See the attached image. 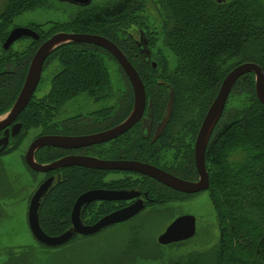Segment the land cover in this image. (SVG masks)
<instances>
[{"label": "trees", "instance_id": "obj_1", "mask_svg": "<svg viewBox=\"0 0 264 264\" xmlns=\"http://www.w3.org/2000/svg\"><path fill=\"white\" fill-rule=\"evenodd\" d=\"M155 1L164 12L165 44L176 57L173 72L178 74L177 89L191 107L198 102L205 111L225 75L238 63L253 60L264 70V0ZM130 4L134 0L84 8L71 22L56 24L50 31L101 33L124 51L115 34L117 22L105 23L120 18ZM38 7H47V0H6L0 11V44L16 15ZM107 55L108 51L91 43L71 42L58 47L51 58L58 57L61 68L46 96L27 104L25 118L51 119L62 103L79 95L104 99L109 81ZM2 82L6 85L4 79ZM20 85L21 81L12 93L10 85L0 91V112L17 96ZM233 88L244 96L242 108L224 107L205 152L210 181L207 190L217 216L218 241L185 261L166 264H264V106L256 98L251 74L242 75ZM90 128L96 126L65 127L68 133ZM90 171L94 178L96 170ZM71 173L65 172L64 183H81V178L70 179ZM49 196L44 199L40 221L46 231H60L68 224V220L60 222L69 210L67 198Z\"/></svg>", "mask_w": 264, "mask_h": 264}, {"label": "flooded vegetation", "instance_id": "obj_2", "mask_svg": "<svg viewBox=\"0 0 264 264\" xmlns=\"http://www.w3.org/2000/svg\"><path fill=\"white\" fill-rule=\"evenodd\" d=\"M90 4L91 2L85 6L79 5L80 6L79 12L83 11L84 8H88V7L92 8V6H89ZM142 5L143 6L146 5L145 1L142 2ZM161 10L158 9L159 13L157 12L156 15L153 17L151 13L149 14L144 13L145 12L144 10H141L138 15H132L129 12V10L122 13L121 15L122 18L119 19V22L116 23V25L118 26L117 27L118 30L115 31V34L116 36L117 33L120 34V36H117V38L118 40L121 41V47L124 49V51L118 46V44L114 40L101 33L76 32L74 30L73 31L58 30V31H66V32H76V33L99 34L113 41L121 49V51L125 54L129 62L137 70L139 77L144 85L145 104L139 118L121 134H118L112 138L104 140L103 142L94 143L85 146L73 147V148L44 145L35 151L34 156L36 161L40 163H46L67 155L92 156V157L94 156L105 160H136L162 168L163 170L171 174H174L180 178H184L187 180H196L198 178L197 170L194 163V143L201 121L207 109L205 111H204L205 108H200L197 111L191 110V105L188 103V101L186 102V96L182 98L181 94L177 89V87L179 88V84L178 81L175 79V77H177L178 74H175V72L173 71L172 73L167 71L171 69L168 66V62L166 61L167 59L165 57L166 55L162 52L161 49H156V50L153 49L156 38L160 34L161 35L163 34L162 35L163 43L165 46H167L164 40V31L166 28L163 21L164 14H162L161 16ZM71 19L68 20L67 22L69 21L71 22L72 21ZM158 25H160L159 30H157ZM23 26L30 27L33 30H35L39 34V37L38 39H34L30 36H22L20 38L15 39L9 45L8 48L3 47L2 44L4 40L1 42L0 48L2 53L0 55V91L2 89H7L8 85H10L12 86L10 93H12L14 89H16L20 81H21L20 86H22V83L24 81L29 66L30 59L33 53L35 52V50L50 35H52L55 32H58V31L55 32L53 31L49 35L43 36L42 34H40V32L37 29L33 28L32 25H23ZM14 27L16 26H12L9 29L8 33ZM132 28L135 30H132ZM134 33L138 35V38ZM21 39H28L29 42L32 43L30 46L27 45L24 49H22V53L19 56L4 57L3 54L8 53L11 50L10 48L13 46V44L16 43L17 41H20ZM142 41L146 42V45L149 50V54L146 57L145 55L143 56V54L140 51L141 47L138 45V43ZM34 43L36 44L34 45ZM73 43H85V42H73ZM167 47L169 48V46ZM55 50H53L44 60L39 81L42 79L44 69L49 64V61L51 60V55ZM106 57L117 63L118 71L121 72L122 76L124 77V79H122V77L119 76V80H121L122 83L124 80L126 84V86L123 88V91L115 101L99 109H93L92 104L88 103L84 111L72 114L70 116L61 119H57V115L60 111V108L68 100H66L64 103H62L59 106V108L55 112V115L51 117V119L44 118L40 120H34L32 118H29L27 120L24 116L25 115L24 112L25 107H24L22 109L23 112L21 111L22 113L20 112V114H17V116L12 121H10L4 128L0 129V139L3 138L4 136L7 137L6 140L7 142L5 144H0V156L11 153L15 148H17L21 144L23 139L27 136L28 131L31 128L38 129V134L29 142L25 152L22 154V161L24 165L27 167V169L29 168V170L33 174H42V177L40 178V180H38L36 185L32 187L26 201L27 202L26 226L32 237L33 243L31 244V240L21 243L20 246L22 247V249L20 253L26 252L27 254L28 251H35L36 249L44 250L47 247L61 248V246L66 245L76 236H81V237L90 236V235L76 234L72 239L61 245L47 246L37 241L35 237L32 235L28 226V218H27L28 205L32 194L34 193L38 185L43 180L46 179V177L55 175L58 177L59 180L58 184L53 186V188L49 191L48 193V195H50L49 197L54 196L57 199H61V200L62 199L65 200L67 198V204L69 205L68 212L65 213L63 217L60 218V222L65 221L66 223V221L68 220V224L60 231L57 229V231L55 232H52L51 230H49L48 232L44 229L40 221V211L45 201L43 200L39 209L38 220L41 228L50 235L60 234L70 225L71 211L76 199L80 194L92 189L104 190L105 192L104 197L106 198L93 199L88 204H86V206L83 208L81 212V217L85 224H93L106 214H109L115 210L128 206L136 201H140V200L144 201L143 208L139 210L137 213H135L134 215L130 216L125 220H121L111 225H108L105 228L130 221L131 219L138 216L146 208H152L155 205L162 206L163 204L170 202L182 201L183 199H186L188 196L195 194V193L191 194V193H185L179 190H175L159 182L158 180L150 177L149 175L133 170L120 169V168L100 169V168H92L81 165H70V166L60 167L57 169L48 170L46 172H39L32 169L25 161V154L30 143L38 136L91 134V133L111 129L127 117L133 106V91L130 81L125 71L119 65L116 58L111 53ZM252 62H256V61L252 60ZM256 63L259 64L258 62ZM142 69H144V71ZM248 73L252 75L254 81V74L252 72H248ZM263 74H264V70H263ZM2 79L5 80L6 85L2 84L3 83ZM171 87L174 92L173 105L171 111L169 112V117L165 125L163 126L160 134L156 135V131L159 124L165 118V108ZM106 91H109V89L106 88ZM34 94L35 91H33V94L31 95L32 99H34ZM5 96L7 95L5 94ZM83 96L84 99H89L92 102L100 101V100H93L92 98L87 97L85 95ZM110 98H113L112 94H107V96L104 99H110ZM14 100H15V95L13 96V99H11L8 108L0 112V116L5 115V113L11 107ZM30 123L34 125L30 126ZM217 124L215 125L211 136L213 135L215 129L217 128ZM92 125H95L96 128H90L85 132L80 131V132L68 133L66 132L65 129V127H73V126L87 127ZM46 149H53V150L49 152V150ZM44 157L46 158L44 159ZM90 170H96L97 174L94 178H93L94 173L91 172ZM66 171L72 172L69 176V178L72 180L74 178L77 179L81 178L82 179L81 183H70V184L64 183L65 179L63 180V176ZM78 171H81L82 173H79ZM45 173L47 174L45 175ZM77 174L80 176H77ZM4 190L6 189L0 185V193H4L5 192ZM112 192H119L118 195L121 197L114 196ZM48 195H46L45 199L47 198ZM68 205L65 211H67ZM8 208L10 207L0 206V223L4 220V215L5 213L8 212Z\"/></svg>", "mask_w": 264, "mask_h": 264}, {"label": "rangeland", "instance_id": "obj_3", "mask_svg": "<svg viewBox=\"0 0 264 264\" xmlns=\"http://www.w3.org/2000/svg\"><path fill=\"white\" fill-rule=\"evenodd\" d=\"M119 1L121 0H92L89 6L96 8L119 3ZM143 1L146 4L144 6L142 5ZM5 3L6 0H0V11L4 8ZM159 7L155 0H134V4H130L127 9L132 15H138L141 10H144V13H151L153 17L158 9H162ZM79 8V5L67 1L47 0V7L26 10L16 15L9 28L32 25L40 34L47 36L55 30L50 31V28L56 24L67 23L79 12ZM162 14L164 12L161 10V16ZM119 17L114 22L108 20L105 24L109 26L110 23L119 22L122 16ZM159 29L160 25L157 27V30ZM132 30L135 29L132 28ZM134 34L138 38V35ZM162 35L160 34L156 38L153 49H161L166 55V61L171 69L167 71L172 73L176 67V57L164 45ZM117 36L120 34L117 33ZM31 43L28 39H21L14 43L11 50L4 53L3 56L17 57L22 53V49L27 45L30 46ZM1 53L0 48V55ZM60 63L58 57L51 58L35 89L34 99L46 96L50 90L53 76L61 68ZM105 63L109 68V81L106 85L109 91L106 92L112 94L113 98L92 102L89 99H84L83 95H79L65 102L60 108L57 119L84 111L88 103L92 104L93 109H99L119 97L126 86L124 80L123 83L119 80V76L122 79L124 77L118 71L116 62L106 57ZM243 103L244 96L236 94L235 88H233L225 109L232 106L240 109ZM193 105L191 110L200 109L198 102ZM37 134L38 129L31 128L17 148L11 153L0 156V185L6 189L4 193H0V206L10 207L4 215V220L0 223V264L6 261L9 262H6L8 264H166L176 260L185 261L190 255H195L217 243L219 227L216 212L211 204L208 190H202L182 201L146 208L130 221L107 227L94 235L76 236L61 248L47 247L44 250L40 249L42 251L36 249L28 251L27 254L26 252L20 253L21 243L28 240H31V244L33 243L26 226V201L32 187L42 177V174H33L27 169L22 161V154ZM184 214L193 215L195 218L194 235L186 240L170 244L158 243L157 236L165 227L175 217Z\"/></svg>", "mask_w": 264, "mask_h": 264}, {"label": "water", "instance_id": "obj_4", "mask_svg": "<svg viewBox=\"0 0 264 264\" xmlns=\"http://www.w3.org/2000/svg\"><path fill=\"white\" fill-rule=\"evenodd\" d=\"M61 1H67L82 6L88 5L91 2V0ZM22 36H30L34 39H38L39 34L30 27L16 26L12 28L5 37L2 44L3 47L8 48L15 39ZM71 42H85L96 44L106 49L116 58L130 81L133 91V106L130 113L124 120L108 130L85 135L38 136L30 143L25 154V161L35 171L46 172L48 170L70 165H81L100 169L120 168L138 171L140 173L149 175L150 177L175 190H179L185 193H196L202 190H206L209 187V174L205 164L206 147L212 131L223 112L227 97L234 83L241 75L248 72H252L254 74L255 94L257 99L264 106V74L261 66L252 61L238 63L225 75V77L221 81L218 91L209 104L198 129L194 143V163L198 174V178L196 180H187L184 178H180L163 170L162 168L136 160H105L94 156L67 155L50 162L40 163L36 161L34 153L41 146L50 145L73 148L103 142L104 140L121 134L139 118L145 104L144 85L136 69L129 62L121 49L113 41L99 34L58 31L45 39L33 53L24 81L17 96L15 97V100L13 101L11 107L7 110L5 115L0 116V129L4 128L10 121H12L29 102L31 95L33 94V91L35 90L39 82L43 63L46 57L57 47ZM138 45L141 47V53L146 57L149 54L146 42L142 41L138 43ZM173 100L174 92L171 87L165 108V118L159 124L156 135L160 134L169 117V112L171 111ZM6 140L7 137L4 136L0 139V144H5L7 142ZM58 182V177L55 175L49 176L45 180H43L32 194L28 205L27 218L29 229L37 241L47 246L61 245L72 239L76 234H96L108 225L129 218L130 216L141 210L144 206L143 200L136 201L128 206L102 216L93 224H85L82 220L81 212L86 204H88L93 199L106 198L104 197V190L92 189L80 194L76 199L71 211L70 225L60 234L50 235L41 228L38 220V213L46 195H48L49 191L53 188V186L58 184ZM112 193L114 194V196L121 197L118 195L119 192ZM194 233V216L190 214H184L174 218L157 236V241L160 244H170L173 242L186 240L192 237Z\"/></svg>", "mask_w": 264, "mask_h": 264}, {"label": "bare ground", "instance_id": "obj_5", "mask_svg": "<svg viewBox=\"0 0 264 264\" xmlns=\"http://www.w3.org/2000/svg\"><path fill=\"white\" fill-rule=\"evenodd\" d=\"M91 44H92V43H91ZM94 45H96V44H94ZM97 46H98V45H97ZM100 47H101V46H100ZM102 48H103V47H102ZM105 50H106V49H105ZM106 51H107V50H106ZM245 74H246V73H245ZM243 75H244V74H243ZM241 76H242V75H241ZM241 76H240V77H241ZM240 77H239V78H240ZM239 78H238V79H239ZM238 79H237V80H238ZM237 80H236V81H237ZM235 83H236V82H235ZM235 83H234V84H235ZM233 86H234V85H233ZM232 88H233V87H232ZM231 90H232V89H231ZM254 91H255V90H254ZM255 95H256V94H255ZM256 98H257V97H256ZM31 99H32V98H31ZM30 101H31V100H30ZM30 101H29V102H30ZM28 104H29V103H28ZM25 108H26V106H25ZM22 112H23V111H22ZM22 112H21V113H22ZM19 114H20V113H19ZM221 115H222V114H221ZM220 117H221V116H220ZM219 119H220V118H219ZM218 121H219V120H218ZM216 124H217V123H216ZM28 169H29V168H28ZM46 174H47V173H45V175H46ZM46 178H47V177H46Z\"/></svg>", "mask_w": 264, "mask_h": 264}]
</instances>
